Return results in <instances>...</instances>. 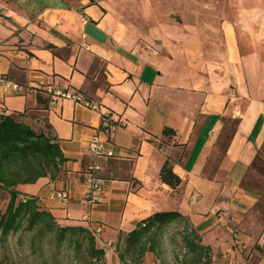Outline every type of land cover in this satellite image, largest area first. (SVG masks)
Instances as JSON below:
<instances>
[{"label":"crops","instance_id":"1","mask_svg":"<svg viewBox=\"0 0 264 264\" xmlns=\"http://www.w3.org/2000/svg\"><path fill=\"white\" fill-rule=\"evenodd\" d=\"M169 2L180 21L153 13L142 25L152 30L134 33L114 0H0V75L23 89L0 87V115L52 136L67 158L55 180L16 190L61 226L102 225L100 264H136L120 257L124 237L153 214L176 211L214 264H264V212L248 188L264 160V0ZM154 5L144 0V11ZM58 92L98 109L53 103ZM96 137L102 157L89 149ZM166 161L177 189L161 180ZM93 164L105 191L88 204ZM56 191L72 201L51 200ZM138 264L163 263L148 252Z\"/></svg>","mask_w":264,"mask_h":264},{"label":"trees","instance_id":"2","mask_svg":"<svg viewBox=\"0 0 264 264\" xmlns=\"http://www.w3.org/2000/svg\"><path fill=\"white\" fill-rule=\"evenodd\" d=\"M164 133L167 134V130ZM65 162L67 158L52 136L37 133L12 116L0 115V189L10 197L5 212L0 214L1 240L6 241L11 235L30 234L31 247L35 250L37 243L50 237L59 247L68 245L73 249L78 263L100 264L105 253L97 248V237L90 228L61 226L38 199L20 198L16 190L19 185L35 184L47 176L55 180ZM160 176L172 189L181 184L169 161L163 165ZM180 226L182 230L177 229L172 237V242L176 243V236H180V264H214L212 249L203 243L201 234L189 219L177 211L155 213L139 223L124 237L121 259L129 258L138 264L150 252L161 260L165 235Z\"/></svg>","mask_w":264,"mask_h":264},{"label":"rangeland","instance_id":"3","mask_svg":"<svg viewBox=\"0 0 264 264\" xmlns=\"http://www.w3.org/2000/svg\"><path fill=\"white\" fill-rule=\"evenodd\" d=\"M149 3L155 4L157 7L155 11H144V0H114L115 9L123 15V22L129 28H132L134 33L136 31H145L152 27H142L143 21L146 17L153 13L158 14L163 21L176 20L180 21V12L171 8L169 0H148ZM217 0H192L194 5L199 6L201 3H215ZM222 1V0H219ZM225 3L227 0H224ZM243 4L249 5L256 0H239ZM258 1V0H257ZM152 7V8H153ZM200 12V11H199ZM182 13V12H181ZM255 179L251 181L248 186L250 190L255 191L260 196V202L257 209L264 212V160H261L254 167ZM9 194L0 189V214L4 213L8 202ZM177 229L182 230V227L171 229L165 235L164 252L161 256V262L166 264H180L181 249L180 236L177 235V242H172V237L175 236ZM0 264H80L74 259V251L68 245L59 247L54 238L46 237L42 242L37 243L35 250L31 247L30 234H16L11 235L6 241L1 240L0 237Z\"/></svg>","mask_w":264,"mask_h":264},{"label":"built area","instance_id":"4","mask_svg":"<svg viewBox=\"0 0 264 264\" xmlns=\"http://www.w3.org/2000/svg\"><path fill=\"white\" fill-rule=\"evenodd\" d=\"M0 87L4 90L7 94H20L23 92L22 87H20L18 84L4 78L0 75ZM60 99H72L80 104H82L84 107L91 109V110H97L98 107L96 104H93L89 101H86L81 95L74 94L71 92H58L56 96L53 97V103H56ZM102 126L105 128H110L112 130L116 129V126H114L109 118L102 116ZM90 151L96 156V157H102L103 156V145L101 144V141L98 137L94 138L89 146ZM109 157L112 156V153L110 152L108 154ZM100 170V166L98 164H93L88 169V176L86 177V181L88 183V188L85 193V200L88 204H94L98 203L101 199V195L104 193L105 188L101 183L100 178L97 176L98 171ZM50 199L58 202L62 206H67L72 201V194L70 191H56L53 192L50 195ZM85 221L89 222V217L86 216L84 218ZM90 229L94 233L96 237H99L101 233L103 232V226L102 225H92ZM236 237V234H235Z\"/></svg>","mask_w":264,"mask_h":264}]
</instances>
